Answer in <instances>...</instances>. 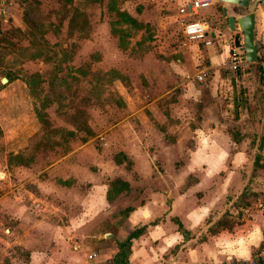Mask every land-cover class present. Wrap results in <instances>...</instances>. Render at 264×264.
I'll use <instances>...</instances> for the list:
<instances>
[{
    "label": "rangeland",
    "instance_id": "374dc122",
    "mask_svg": "<svg viewBox=\"0 0 264 264\" xmlns=\"http://www.w3.org/2000/svg\"><path fill=\"white\" fill-rule=\"evenodd\" d=\"M188 1H1L0 79L6 76L9 81L0 82V95L25 98L7 109L0 106V264H80L72 258L80 255L79 247L59 237L63 234L56 222L68 224L70 212L78 215L93 173L121 172L111 166L112 158L121 161L122 156L113 146L115 136L112 141L105 137L107 128L127 115L118 95H156L163 90L154 77L159 61L194 43L181 37L174 23L178 8ZM216 4L231 12L230 4L215 0ZM256 8L258 40L264 9ZM200 11L215 18L219 14L215 6ZM230 36L236 39L241 33L234 30ZM240 50L244 54L243 46ZM219 68L211 83L212 68L201 83L191 79L197 68L179 75L194 90L213 95L216 106L208 109L218 118L213 131L202 134L212 137L215 146L199 148L201 161L192 158L186 163L183 178L173 180V185L189 188L191 206L215 204L220 214L210 227L241 225L242 233L254 242L259 235L264 239V143L259 146L264 88L253 65L243 73ZM233 98L238 99L236 105ZM196 118L187 115L189 129L177 133L189 151ZM229 133L239 135L235 144ZM85 140L90 146L83 149ZM108 140L112 143L104 144ZM69 154L70 165H55ZM70 167L77 180L67 174ZM158 167L164 172L172 169ZM129 189L123 191L124 199L111 204H130ZM110 220L106 214L95 216L94 226L86 229L87 239ZM258 244L250 257H264V244ZM85 250L86 257L96 252L91 245Z\"/></svg>",
    "mask_w": 264,
    "mask_h": 264
},
{
    "label": "crops",
    "instance_id": "0c3cea01",
    "mask_svg": "<svg viewBox=\"0 0 264 264\" xmlns=\"http://www.w3.org/2000/svg\"><path fill=\"white\" fill-rule=\"evenodd\" d=\"M213 4L210 7H218L219 11L218 17L211 15L214 19L211 30L215 38L208 46L194 42L188 49L176 51L177 55L159 61L161 65L155 70L154 77L158 87H162V91L157 92L156 95H118L128 108L127 115L108 127L105 137L112 141V137L115 136L113 141L116 143L113 146L122 156L119 155L121 161L112 158L111 166L117 167L121 172L112 175L93 173L94 182L84 190L81 207L77 208L78 215L76 212H70L68 224L56 222V225H60L57 228L63 234L59 237L79 247L75 249L74 245L72 246L74 250L79 249L80 254L72 258L80 264H121L113 261L118 251L117 243L136 230L137 233L129 239L127 264H220L252 256V249L261 241V235L254 242L249 240L239 228L241 225L231 228H216V225L210 227L220 214V212L215 213V204L205 205L201 202L191 206L189 188L173 185V180L183 178L182 170L186 163L192 158H195V162L201 161L200 154H197L199 148L205 145L215 146L212 137L202 135L204 131H213V126L216 125L213 120L218 118L216 111L209 112L208 109L210 105L214 108L216 106L211 97L213 95H205L201 89L194 90L188 82L179 77L189 68L198 69L203 65L208 70L213 69L210 83L216 79L215 73L226 57V43L232 31L227 28L226 19L221 15L222 5ZM207 17L209 15H201L199 10L196 18L207 19ZM262 24L261 35L257 40L258 58L264 56V19ZM257 25L255 13L254 36L258 29ZM252 64L260 67L258 60L253 63L248 62L245 72L252 67ZM6 79L5 83L9 81L8 78ZM260 86L264 88V84ZM1 96L2 109L18 103L19 99L24 101L25 98V95H6L4 99H1ZM189 114L195 115L197 117L195 120L198 121V124L192 127V133L196 135L192 136V151H189L188 145L184 144L177 135L178 132L189 129V125L185 122V117ZM209 115L213 118L209 119ZM111 141L108 140L104 144H110ZM230 141L232 142L231 139ZM89 146V142L85 140L81 148L86 149ZM201 154L204 155V152ZM72 157V154L64 156L55 165L59 167L70 165ZM178 162H182L183 165L175 166ZM124 164L128 165L130 170H126ZM159 165H172V169L164 172L160 170ZM71 170L70 167V172L67 174L77 180ZM116 178L124 181L131 188L129 193L132 195L127 196L130 197L131 203L126 207L119 205L117 208L116 204H111L112 200L119 202L124 199L125 189L110 190L109 188L110 181ZM38 199L43 205H48L45 199ZM98 214H106L111 220L106 221L104 229L98 231L92 239H87L86 229L94 226L93 218ZM54 221L53 217L52 222ZM54 227L56 228L55 225ZM107 233L110 234L109 237L105 236ZM88 245L96 251L90 258L85 256L89 252L85 250Z\"/></svg>",
    "mask_w": 264,
    "mask_h": 264
},
{
    "label": "built area",
    "instance_id": "2783aa9c",
    "mask_svg": "<svg viewBox=\"0 0 264 264\" xmlns=\"http://www.w3.org/2000/svg\"><path fill=\"white\" fill-rule=\"evenodd\" d=\"M0 0V4H1ZM215 0H189L184 5L180 6L177 10V17L175 18V25L177 32L184 39L201 43L204 46H208L215 38V34L211 30V23L213 17L209 16L207 19H198V11L210 7ZM6 20V19H4ZM227 53L224 61L221 63V67L228 72L236 73L237 71L243 72L248 67L243 57L244 54L240 50L242 47V39L230 37L226 43ZM260 57V56H259ZM258 58V57H257ZM257 61V59H256ZM258 64L264 69V56L260 57ZM208 73V68L200 65L199 68L191 75V79L196 82H203L205 76ZM189 79L187 75L185 77ZM93 254H88L87 257H92ZM220 264H264V257H249L246 259H237Z\"/></svg>",
    "mask_w": 264,
    "mask_h": 264
},
{
    "label": "water",
    "instance_id": "95a60500",
    "mask_svg": "<svg viewBox=\"0 0 264 264\" xmlns=\"http://www.w3.org/2000/svg\"><path fill=\"white\" fill-rule=\"evenodd\" d=\"M232 6L229 13L227 8L222 5L221 15L226 19V26L230 31L241 33L242 46L244 51L243 59L246 62L253 63L257 59V47L259 42L254 38V11L259 4L264 8V0H216ZM7 81L5 77L0 79L4 84ZM105 236L109 237L107 233Z\"/></svg>",
    "mask_w": 264,
    "mask_h": 264
},
{
    "label": "trees",
    "instance_id": "16d2710c",
    "mask_svg": "<svg viewBox=\"0 0 264 264\" xmlns=\"http://www.w3.org/2000/svg\"><path fill=\"white\" fill-rule=\"evenodd\" d=\"M26 21H27V19H26ZM34 24L35 23L33 22L32 26ZM30 25H31V22H30ZM252 65H253L255 71L257 70L256 72H259L260 84H264V71L260 67H258V65H256V64H252ZM232 102H234V105H236L238 103V99L237 98H235V99L233 98ZM229 134H230V139L232 140V142L236 143L239 140V137H238L239 135L237 133H234V134L229 133ZM263 143H264V131H263V133H262V135H261V137L259 139V146L263 145ZM109 188H110V190L111 189L112 190H123V189L127 188V184L124 181L116 178V179H113L112 181H110ZM137 231L138 230L131 232L123 241L117 243L118 251L114 255V260H113L114 263L120 262L121 264H127L126 257H127V254H128L129 239L133 235H135V233H137ZM263 244H264V239H262L258 245H259V247H262Z\"/></svg>",
    "mask_w": 264,
    "mask_h": 264
},
{
    "label": "flooded vegetation",
    "instance_id": "af4514ba",
    "mask_svg": "<svg viewBox=\"0 0 264 264\" xmlns=\"http://www.w3.org/2000/svg\"><path fill=\"white\" fill-rule=\"evenodd\" d=\"M257 6H260L259 4Z\"/></svg>",
    "mask_w": 264,
    "mask_h": 264
}]
</instances>
